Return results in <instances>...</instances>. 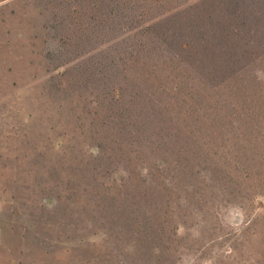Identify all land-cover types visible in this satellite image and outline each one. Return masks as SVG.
Instances as JSON below:
<instances>
[{
  "label": "rangeland",
  "instance_id": "1",
  "mask_svg": "<svg viewBox=\"0 0 264 264\" xmlns=\"http://www.w3.org/2000/svg\"><path fill=\"white\" fill-rule=\"evenodd\" d=\"M0 264H264V0H0Z\"/></svg>",
  "mask_w": 264,
  "mask_h": 264
}]
</instances>
